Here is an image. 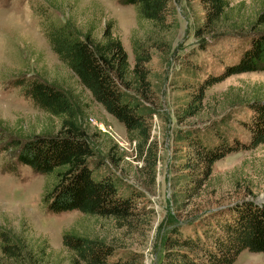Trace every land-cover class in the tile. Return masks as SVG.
<instances>
[{"label":"trees","instance_id":"1","mask_svg":"<svg viewBox=\"0 0 264 264\" xmlns=\"http://www.w3.org/2000/svg\"><path fill=\"white\" fill-rule=\"evenodd\" d=\"M119 1L133 6L139 27L131 37V65L109 24L96 36L90 29L80 31L69 18L55 21L43 10L42 31L57 59L91 98L122 122L126 137L133 141L134 156L141 160V169L151 175V181L158 156L157 142L150 131L151 117L158 112L151 87L155 73H151L146 62L153 49L162 55L168 53L178 21L169 0ZM195 1L202 8V17L193 27V35L200 38L198 46L203 47L204 36L225 28L223 18L231 0ZM263 21L264 9L244 31L235 29L243 44L235 48L236 57L223 61L216 71L201 69L192 58L180 62L178 72L187 78V91L174 112L171 141L178 146L179 154L174 157L181 173L169 184L181 186V191L178 197L173 192L171 209L162 218L168 227L159 237L161 264H231L242 248L264 253V196H242L218 206L192 205L186 209L194 203L191 198L203 189L215 160L264 141V95L243 102L245 108L240 110H246L244 117L231 114L230 109L201 125L184 120L198 113L205 90L212 84L229 74L264 69V30L256 29V23ZM227 25L232 28L231 23ZM16 82L39 109L56 116L59 122L54 132L32 133L23 140L11 141V145L18 146L17 159L45 175L42 202L47 210H77L85 215L108 217L116 227H146L153 212L151 207L140 204L142 190L131 184L122 186L105 168L95 173L102 161L94 157L93 138L77 118L70 94L38 77L19 78ZM231 119L247 130L246 141L231 133ZM27 240L1 224L0 264L63 263L48 259L51 250H45L47 243ZM61 244L67 252L64 264H137L140 259V253L110 257L111 241L74 227L61 231Z\"/></svg>","mask_w":264,"mask_h":264},{"label":"rangeland","instance_id":"2","mask_svg":"<svg viewBox=\"0 0 264 264\" xmlns=\"http://www.w3.org/2000/svg\"><path fill=\"white\" fill-rule=\"evenodd\" d=\"M169 7L178 21L171 48L164 55L151 50L146 62L151 73H155L151 87L158 112L151 117L150 131L157 142L158 156L150 181L151 175L141 169V160L134 156L133 141L126 137L122 122L91 98L89 91L57 59L42 31L43 10L55 21L69 18L80 31L90 29L96 36L109 24L131 65V37L139 28L133 6L119 0H0V225L10 226L15 233L30 239L28 242L47 243L45 250H51V261L62 260L64 264L67 252L61 244V231L74 227L111 241L110 257L140 253L137 264H161L159 237L168 227L162 218L171 209L173 192L178 197L181 191V186L179 189L169 184L181 173L174 157L179 154L178 146L171 141L174 112L187 91V78L178 72L180 62L192 58L201 69L216 71L223 61L234 59L235 48L243 44L238 40L240 33H236L255 21L264 9V0H231L223 18L225 28L204 36L203 47L198 46L200 38L193 35V27L202 17L201 6L195 0H169ZM227 23H231V29ZM256 25V29L264 30V21ZM32 77L51 81L70 94L77 118L93 138L94 157L102 161L95 173L105 168L122 186L131 184L142 190L140 204L151 207L153 212L146 227H116L108 217L85 215L77 210H47L42 202L45 175L20 162L18 146L11 145L13 139L23 140L26 135L54 132L58 128V118L39 109L16 82ZM258 95H264V69L229 74L205 90L201 109L184 120L201 125L230 109L231 114L244 117L246 110H240L245 108L243 102ZM228 128L238 139L247 140V130L236 120L231 119ZM262 192L264 141L215 160L203 189L191 198L194 203L186 209L192 205L218 206L242 196L256 198ZM231 264H264V253L242 248Z\"/></svg>","mask_w":264,"mask_h":264},{"label":"water","instance_id":"3","mask_svg":"<svg viewBox=\"0 0 264 264\" xmlns=\"http://www.w3.org/2000/svg\"><path fill=\"white\" fill-rule=\"evenodd\" d=\"M262 196H264V192H262L261 194H259L258 197H256L257 199L261 198Z\"/></svg>","mask_w":264,"mask_h":264},{"label":"built area","instance_id":"4","mask_svg":"<svg viewBox=\"0 0 264 264\" xmlns=\"http://www.w3.org/2000/svg\"><path fill=\"white\" fill-rule=\"evenodd\" d=\"M100 126V125H99ZM102 128V127H101Z\"/></svg>","mask_w":264,"mask_h":264}]
</instances>
